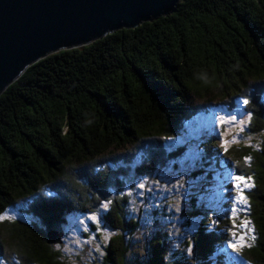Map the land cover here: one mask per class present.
<instances>
[{
  "label": "trees",
  "instance_id": "1",
  "mask_svg": "<svg viewBox=\"0 0 264 264\" xmlns=\"http://www.w3.org/2000/svg\"><path fill=\"white\" fill-rule=\"evenodd\" d=\"M239 104L260 142L223 150L208 141L201 160L217 155L252 180L247 232L255 240L239 259L264 264V0L181 1L169 15L28 67L0 94V214L20 206L30 217L0 222V264H66L57 250L62 239L50 235L64 234L68 215L98 213L105 202L104 220L121 233L108 264H125L124 233L139 222L127 219V197L112 194L122 191L124 165L141 156L137 174L152 176L173 157L169 136ZM202 226L193 254L226 264L227 215L214 228ZM160 240L142 264H186L168 263Z\"/></svg>",
  "mask_w": 264,
  "mask_h": 264
},
{
  "label": "rangeland",
  "instance_id": "2",
  "mask_svg": "<svg viewBox=\"0 0 264 264\" xmlns=\"http://www.w3.org/2000/svg\"><path fill=\"white\" fill-rule=\"evenodd\" d=\"M250 119L251 115L241 104L233 108L218 107L168 137L166 150L172 152L173 157L152 176L137 174L143 160L141 156L124 165L128 171L122 177V191L113 190L112 194L127 197V219L139 222L134 233H124L127 247L125 264L145 262L151 254V241L156 237L166 243L168 263L206 264L193 254L192 238L203 223L204 228L216 227L221 222V215H227L230 224L226 250L223 251L226 264H247L239 256L242 249L251 244L253 236L252 232H247L249 205L246 194L252 187V180L243 177L251 187H244V181H241L237 188L232 177L240 175L230 170L223 159L216 153L214 161H209L210 156L203 161L201 157L204 154L202 147L208 141H213L216 148L223 150L259 143L263 134L248 132ZM241 188L246 205L237 203ZM193 197L200 200H197L195 208L191 202ZM109 208L110 202H105L98 213L66 217L62 229L64 234L60 236L62 241L57 243V250L66 264H108V258L115 257L111 242L121 233L111 228L103 218ZM0 215L14 217L8 220H30L20 211V206L8 208ZM245 223L247 226H242ZM241 237L243 243L237 244L238 250L230 246ZM227 255L231 256L229 261ZM216 263L215 260L212 264Z\"/></svg>",
  "mask_w": 264,
  "mask_h": 264
},
{
  "label": "water",
  "instance_id": "3",
  "mask_svg": "<svg viewBox=\"0 0 264 264\" xmlns=\"http://www.w3.org/2000/svg\"><path fill=\"white\" fill-rule=\"evenodd\" d=\"M181 1L0 0V94L40 59L169 15Z\"/></svg>",
  "mask_w": 264,
  "mask_h": 264
},
{
  "label": "snow or ice",
  "instance_id": "4",
  "mask_svg": "<svg viewBox=\"0 0 264 264\" xmlns=\"http://www.w3.org/2000/svg\"><path fill=\"white\" fill-rule=\"evenodd\" d=\"M244 103H247V101H244ZM233 180L236 181V184L234 185L235 187L239 188L240 187V182L244 181V187H251V184L248 183L246 180H244L243 177L241 176H235L232 177ZM140 187H143V185H140ZM237 199V203H243V204H247V200L244 198L243 196V189H240V195L236 198ZM233 212H235V209H233ZM14 217L8 216V215H0V220H8V219H13ZM92 219H95V217H92ZM242 226H247V223H245ZM249 231H252L251 228H249ZM233 236H235V233L233 232ZM252 240H255V236L251 237ZM243 243V238L241 237V239L239 241H237L236 244H230L231 247H233L234 249L238 250L237 248V244H242Z\"/></svg>",
  "mask_w": 264,
  "mask_h": 264
}]
</instances>
